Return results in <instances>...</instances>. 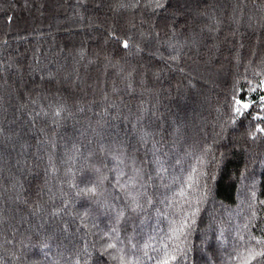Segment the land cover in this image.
<instances>
[{
  "label": "trees",
  "instance_id": "trees-1",
  "mask_svg": "<svg viewBox=\"0 0 264 264\" xmlns=\"http://www.w3.org/2000/svg\"><path fill=\"white\" fill-rule=\"evenodd\" d=\"M261 80L264 0H0V264H239Z\"/></svg>",
  "mask_w": 264,
  "mask_h": 264
},
{
  "label": "snow or ice",
  "instance_id": "snow-or-ice-1",
  "mask_svg": "<svg viewBox=\"0 0 264 264\" xmlns=\"http://www.w3.org/2000/svg\"><path fill=\"white\" fill-rule=\"evenodd\" d=\"M158 7H160V4H157ZM124 46L127 47V41H125ZM260 87H264V80L260 81ZM255 91V88L252 89ZM260 101L262 104H264V96L260 97ZM251 105L247 102H242L240 99H237L234 97V112L239 116L243 115L242 110H247ZM59 113H57L58 115ZM264 119V117L260 116H253V120H260ZM256 132L264 133V128H261L259 124L256 127ZM253 136H255V133H252ZM121 187H126L125 185H122ZM86 192L89 193H95L96 188L91 187L85 189ZM131 195V194H129ZM133 202V211H135L139 204L137 203L136 197H131ZM261 203H264V201H261ZM120 216H123V212L119 214ZM253 216H255V212L253 213ZM186 224L184 222H181L178 227H174L171 229L172 235L169 237V239H179L181 235H183V230L185 228ZM112 232H116V229L113 228ZM105 236L108 237L109 241H112V236L110 233H105ZM250 240H255V245H249L242 251H240L237 255L239 257V264H253L254 261H258L259 264H264V238H256V237H250ZM241 240H243V237H241ZM259 246V248L257 247ZM135 248L136 245H133ZM149 247L148 244L144 245V248L147 249ZM165 249H167V245H164ZM110 250H115L116 252L121 253L120 255H112V252ZM100 251L103 254H108L109 258L111 260H118L119 264H133L132 260L127 259L126 256L123 254V249H118L117 244L115 242H107L102 245ZM183 250L180 249L179 245H176L173 247L172 251L169 252L165 250L162 257L156 259V264H170V261L177 260V255L182 252ZM147 255V253H145ZM152 259V258H150ZM138 264V262H137Z\"/></svg>",
  "mask_w": 264,
  "mask_h": 264
}]
</instances>
